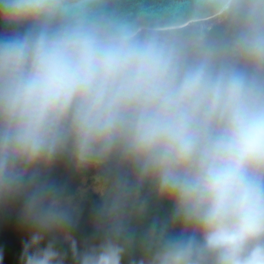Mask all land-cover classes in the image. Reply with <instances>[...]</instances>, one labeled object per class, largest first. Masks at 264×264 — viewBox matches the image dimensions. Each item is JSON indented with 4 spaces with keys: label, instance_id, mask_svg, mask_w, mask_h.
I'll return each instance as SVG.
<instances>
[{
    "label": "clouds",
    "instance_id": "9594fccd",
    "mask_svg": "<svg viewBox=\"0 0 264 264\" xmlns=\"http://www.w3.org/2000/svg\"><path fill=\"white\" fill-rule=\"evenodd\" d=\"M187 33L131 20L124 0H0V205L32 229L20 264H125L147 185L169 205L129 264H264V0L202 6ZM114 166L98 243L78 251L73 208L47 174Z\"/></svg>",
    "mask_w": 264,
    "mask_h": 264
},
{
    "label": "rangeland",
    "instance_id": "374dc122",
    "mask_svg": "<svg viewBox=\"0 0 264 264\" xmlns=\"http://www.w3.org/2000/svg\"><path fill=\"white\" fill-rule=\"evenodd\" d=\"M216 24L217 23L215 22V20H213L209 23H201V24L195 25V27L205 26L206 32H208ZM116 183L113 182V184H112V183H110V181H108L103 186V188L101 186H99V188H101V191L99 193L100 196L97 197V199H94V198L89 199L84 194V196L81 198L82 199L81 205L83 206V204L85 205L87 202V206H85V207H86L88 214L86 216L79 213V210H80L79 205L77 206L76 203L71 202V200H69L71 203V206L73 208V212L77 213L75 215H76L77 220L81 223L79 225H80L82 231L98 232V230H97L98 209L103 207V205L106 202L111 203L112 199L114 198L116 193L119 191L117 189ZM84 184L86 186L87 182L84 181ZM80 190H81L80 192H82V193H86V192H84V190L87 191V189L85 187L80 188ZM88 191H89V189H88ZM2 206L6 207V205H2ZM3 207H0V232L2 230L1 227H5L7 232L13 233L16 237V247H15V249H12L6 255L0 254V264H20L21 255L23 252V246H24L25 242L30 238L32 229L30 227V231H29V233H27V235L25 237L20 236L17 232H18V230H20L19 227L24 223L23 218H22V212L21 211L19 212L17 209L12 210L11 212H4ZM9 216L12 217V221L8 218ZM4 222H5V224H4ZM1 224L4 226H2ZM21 232L22 231H20V234H21ZM67 236L69 237V239H71V241H76L77 250L82 251V248L80 247L81 234L75 228H73V225L68 226ZM56 238L58 240L56 242L57 249L61 253L65 254L64 264H74L75 260L73 259V255H72V251H71V245L69 242H66L64 240V237L62 235H54V236L46 237V239H49V240L56 239ZM49 240H47L45 242V244H47V242Z\"/></svg>",
    "mask_w": 264,
    "mask_h": 264
},
{
    "label": "flooded vegetation",
    "instance_id": "af4514ba",
    "mask_svg": "<svg viewBox=\"0 0 264 264\" xmlns=\"http://www.w3.org/2000/svg\"><path fill=\"white\" fill-rule=\"evenodd\" d=\"M197 27H192L190 29L187 30V32L192 31L193 29H195ZM221 38V28L220 25L216 24L210 31L207 32V39L210 42H217L219 41ZM121 175L118 172V170L114 167V166H110L108 168H104V169H99L96 171H89L88 173L78 176L75 171L73 170V168L71 167V165L66 161V160H62L60 161L48 174H47V180L50 184L54 185L56 188H58L59 190H61L65 197L68 200H71V202H74L77 204V206H80V210L79 213L86 216L88 214L86 207L87 206V202L86 204L83 206L81 205V198L84 196V194L89 198H94L97 199V197H99V193L101 191V188H99V186H101L103 188V186L106 184V182L110 181V183L113 184L116 183L118 181V179H121ZM84 181L87 182V185L85 186ZM117 184V183H116ZM85 187L88 191L84 190V192L86 193H82L80 192V188ZM117 189L118 185H117ZM145 189H143L144 191ZM150 191V189H149ZM85 203V202H84ZM0 207H3L2 205H0ZM22 208V204L21 202L17 201L14 203H9L6 204V207H3L4 212H11L12 210L17 209L19 212L21 211ZM16 210V211H17ZM77 213L72 212V222L70 225H73V228H75L78 232H80L81 234V239H83L84 235L90 232H95V231H82L81 227L79 224H81L77 218L76 215ZM11 216V215H10ZM8 217L11 221H12V217ZM5 224V222H4ZM2 225V224H1ZM4 226V225H2ZM3 228V227H1ZM19 235L22 237H25L27 235V233H29L30 231V226L23 223L20 227H19ZM20 231H22V233L20 234ZM17 232V233H18ZM14 239L16 242V237L14 235ZM49 240V239H45V241L43 242L42 246L45 244V242ZM55 241L57 242V238L55 239ZM69 241H71V239H69ZM76 244V241H74ZM15 249V248H14Z\"/></svg>",
    "mask_w": 264,
    "mask_h": 264
},
{
    "label": "water",
    "instance_id": "95a60500",
    "mask_svg": "<svg viewBox=\"0 0 264 264\" xmlns=\"http://www.w3.org/2000/svg\"><path fill=\"white\" fill-rule=\"evenodd\" d=\"M212 2L213 0H124L132 21L178 33H187L195 25L213 19L214 16L205 14L202 7ZM4 31V26L0 25V33Z\"/></svg>",
    "mask_w": 264,
    "mask_h": 264
},
{
    "label": "trees",
    "instance_id": "16d2710c",
    "mask_svg": "<svg viewBox=\"0 0 264 264\" xmlns=\"http://www.w3.org/2000/svg\"><path fill=\"white\" fill-rule=\"evenodd\" d=\"M144 189L141 192V199L147 200V211L143 215L133 214L126 219L127 230L133 238L134 245L131 255L125 261V264H129V260L138 261L141 258L142 253L137 246L146 243L145 237L150 228H155L157 233H159L168 224L169 205L156 199L154 194L149 191L147 185ZM83 237L80 240L82 251L90 245L98 243L100 234L98 232H90ZM15 247L14 234L7 232L6 228L3 227L0 232V254L6 255ZM74 264H76V261H74Z\"/></svg>",
    "mask_w": 264,
    "mask_h": 264
},
{
    "label": "bare ground",
    "instance_id": "6f19581e",
    "mask_svg": "<svg viewBox=\"0 0 264 264\" xmlns=\"http://www.w3.org/2000/svg\"><path fill=\"white\" fill-rule=\"evenodd\" d=\"M213 20H215V18H213V19H210V20H208L207 22H205V23H209V22H211V21H213ZM22 233V232H21Z\"/></svg>",
    "mask_w": 264,
    "mask_h": 264
}]
</instances>
